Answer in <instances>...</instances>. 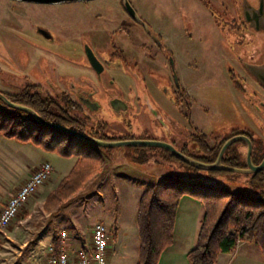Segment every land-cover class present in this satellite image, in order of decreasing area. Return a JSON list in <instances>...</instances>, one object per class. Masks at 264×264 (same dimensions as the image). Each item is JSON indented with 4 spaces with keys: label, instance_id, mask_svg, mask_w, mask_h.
Here are the masks:
<instances>
[{
    "label": "rangeland",
    "instance_id": "rangeland-1",
    "mask_svg": "<svg viewBox=\"0 0 264 264\" xmlns=\"http://www.w3.org/2000/svg\"><path fill=\"white\" fill-rule=\"evenodd\" d=\"M130 1L140 16L161 35V42L170 47L172 69L161 57L164 54L158 45L138 23L123 12L119 0H88L86 4L81 1L39 3L0 0V89L6 93L16 92L22 84L21 80L28 77L40 82L45 89H50L48 78L53 80L57 75L54 65H57L56 70L65 66L63 70L69 71L62 72L66 74L62 80L73 77L72 73L76 77H92L91 71L80 72V67L72 63L88 61L87 55L83 56L80 43L90 40L91 33L85 29L104 28L107 29L106 33L112 35L115 34L113 28H116L131 43L132 50L134 46L148 53V56L156 55L155 61H151L156 65L153 66L154 72L151 67L145 72L141 59L128 57L122 70L128 78H118L124 72L113 70L104 75L107 82L97 85L104 104H109L107 92L113 90L132 99L137 105L133 112H129V119H125L127 123L123 122L124 116L114 115L113 111L101 116L106 121L102 126L104 133L161 139L185 146V150L190 153H206V148L197 144L202 142L191 140L174 130L172 121L164 113L165 106L181 122L193 125V129L202 134L201 137L209 146L215 145L216 139L232 129L248 130L264 144V92L241 64L228 42L238 38L230 27L235 20L232 18L235 14V0ZM111 17L116 20H109ZM37 24L53 31L55 37L51 42L34 31ZM219 27L223 28V34ZM260 40L258 57L263 50V34ZM246 54L249 58L256 55L254 52ZM148 74L158 78L159 87L163 85L173 92L174 100L164 99L163 108L160 107L161 103L155 101L159 100V93L150 89L155 95L152 96L145 91V78L152 81ZM170 74L176 76L186 94V100L173 90L171 79L168 78ZM75 92L67 88L73 100L77 99ZM146 93L149 95L148 100L145 98ZM156 109L162 118L155 117ZM168 130H172L173 135ZM237 146L239 151H244L245 147L241 143ZM95 147L109 155V152L126 149L134 157L132 154L123 155L129 162L128 166L120 163L106 166L105 171L111 175L107 181H101L99 167L95 176L88 179L75 195L54 207L51 213L45 212L39 200H34L31 205L29 200L10 230L7 228V236L0 239V264H43L44 260L47 263V246L53 236L65 229L68 233L67 243L75 236L88 237L99 221L108 224L111 230L124 223L122 227L125 225L133 232L129 242L131 262L128 264L135 263L139 241L135 220L139 194L162 177H185L182 169L186 167L181 163L171 165L148 156L147 150L157 153L160 152L159 148L142 149L141 155L138 146ZM1 157L5 156L0 154ZM130 163L138 166V169L135 170ZM54 164L57 171L53 170L55 181L61 177L63 169L59 168L57 162ZM178 166L181 171L177 170ZM16 169L12 164L6 169L0 167V178L4 180H0L1 193H5L15 181ZM119 169L117 178H114V171ZM217 181V186L221 188L254 193V189L241 175L224 176ZM26 239L29 241L23 244ZM117 242L119 246V240ZM117 242H112L114 247Z\"/></svg>",
    "mask_w": 264,
    "mask_h": 264
},
{
    "label": "trees",
    "instance_id": "trees-1",
    "mask_svg": "<svg viewBox=\"0 0 264 264\" xmlns=\"http://www.w3.org/2000/svg\"><path fill=\"white\" fill-rule=\"evenodd\" d=\"M37 87V84L28 82L18 91L6 94L11 100L32 107L47 120L82 130L75 123L80 117L70 114L76 104L73 99L59 94L61 97L66 96L61 99L57 94ZM243 132L255 141L252 159L260 162L264 156L263 142L257 140L250 131ZM0 135L21 142H31L65 157L77 156L70 171L47 194L43 202L47 211L75 195L88 179L97 174L103 159L100 150L86 140L44 126L28 112L13 108L1 99ZM201 136L198 132L195 140L202 142L204 145H198L205 147L207 151L193 156L213 161L226 136L216 139L213 146H209ZM237 144L233 143L226 149L223 161L230 165L245 166V149L239 151ZM159 148L162 153L160 161L171 165L181 163L187 169H182L185 177H162L141 192L136 214L139 233L136 264H157L161 252L172 243L176 211L183 195H190L204 205L196 245L187 254L190 264H215L220 253L233 251L240 241L256 243L264 256V169L251 173L204 170L179 159H175L177 162L172 161L170 158L175 157L167 149ZM167 151L169 154H166ZM178 168L181 171V167ZM229 175L244 177L254 193L246 194L217 186L219 178H227ZM53 244L58 250L59 236L53 238Z\"/></svg>",
    "mask_w": 264,
    "mask_h": 264
},
{
    "label": "flooded vegetation",
    "instance_id": "flooded-vegetation-1",
    "mask_svg": "<svg viewBox=\"0 0 264 264\" xmlns=\"http://www.w3.org/2000/svg\"><path fill=\"white\" fill-rule=\"evenodd\" d=\"M243 1L244 0H235V7H236L235 8V14H234V17H232L235 20L230 25L231 30L238 36V38L235 41H231V40L228 39L229 40L228 41L229 45L233 48L234 52L237 54L239 60L241 61V64H242L241 58L243 60H245V59L246 60H248V59L253 60L256 57H258V50L260 49V41H261L260 39L262 38V34L264 36V31L263 30L256 29L253 26L248 25L249 23L247 21H245L244 14H243V6H244L243 5ZM248 1L254 6H257L259 4V0H248ZM81 2L86 4V2H88V1H81ZM119 2H120V5H121V8H122L123 12L130 19H132L126 13V11L124 10V8L122 6V1L119 0ZM212 12L215 15V12L214 11H212ZM109 20H111V21L113 20L114 21L116 19H113V17H111ZM136 23H138V22H136ZM139 25L144 29V27L141 24H139ZM85 30L87 32L91 33L90 34V40H89V42L88 41H80V43H81V48L84 51L83 56L87 55L88 61H87V63L83 62V61L81 63H74V62H72V63L75 66L80 67V69H79L80 72L81 71H91V73L93 75L92 77H89V76L88 77H86V76L85 77H82V76L76 77V75L72 73L71 75H73V77H71L70 79H67V80H65V79L62 80V78L65 77V75H66V74H64L62 72L68 73L69 71L67 69L66 70L61 69L63 71L60 70L58 72V70H56L57 69V65L53 64L54 67H55L54 72H56L57 75H56V78L53 79V80L48 78V80H50V83H49L50 89H45L41 85L40 82H38L37 80L34 79V77H33L34 80H32L29 77L28 78H23V80H21L22 84H20V86L18 85L19 89H20V87H23L26 83L32 82V83L37 84L38 85L37 88L42 90V91L43 90L44 91H48V92H50L52 94H57L58 96H59V94L66 95V96L72 98L67 93V89L59 88V87L55 86V84H54V81H56V82H64L67 85V87L69 86L71 89H73V91L74 90L77 91V93H76L77 94L76 95L77 99H74L76 104H75L74 107H72V109L70 111V114H72V115L76 114L78 117H80V119L77 122L75 121V123L77 124L78 128L82 129L81 131L86 132L88 134H91V135H93L95 137L105 138V139L144 138L143 136L134 137L133 135H131V136H129V135L112 136V135H108V134L104 133V130H103L102 126H103L104 122L106 123V121L104 119H102L101 116H103L105 114L106 115L111 114L110 111H113V110H111L109 105L103 103V99L101 98V96L99 94V89H98L99 87L97 85L98 84H103L104 82H107V77L104 76V75H107V72H109L111 70H113L114 72L118 71L119 73L124 72V71H122L123 70V64H125V62L128 59V57H130L131 59H136V60L141 59V61H142L141 64H143V66H144L143 70L145 72H146L147 69H149V67H151V71L155 70V67L153 68V66H155V65H153L151 63V61H155V59H156L155 56L156 55L148 56V53H146L144 51L142 52V51L138 50V48H136L134 46H133L134 49L132 50L131 49V43L128 40H126V38L121 34V31H119V29L116 30V28L115 29L113 28V30H115V34H112V35H109V33H106L107 29H104V28L102 30L86 28ZM110 30H112V29H110ZM219 30H220V33L223 34V32H222L223 28L219 27ZM34 31H36L39 34H41L42 36H44L48 40V42H51L50 40L54 39V37H55L53 35V31H51L48 27L40 25V24H37V26L35 27ZM154 31L159 35V37L161 39L162 38L161 35L156 30H154ZM145 32L151 37V39L154 41V43L157 44L155 42L154 38L146 30H145ZM100 33L103 34L101 37H99V35H98ZM136 46L138 47L139 45H136ZM158 47L160 49H164V51H165V54H164L165 60L169 64V66H171L170 58H169V56L172 55L171 54V49L168 48L167 46H166L167 49L164 46L161 47V46L158 45ZM250 52L256 53L255 57H253V55H251L250 58L246 57L247 56L246 53H250ZM139 54H141V55H139ZM90 55L94 56L97 60H99L101 62V64L97 62L98 66H102L103 67V69L100 72H97L95 69H93L91 67V63H90V60H89ZM42 69L44 70V68H42ZM128 69H130V67H128ZM171 69H172V67H171ZM156 70H158V67H157ZM45 71H43V72H45ZM103 72H105V73H103ZM124 74H125V72H124ZM124 74L119 75L118 78H124V79L128 78V76L125 77L126 74L125 75ZM121 76H123V77H121ZM149 76H151V75H149ZM151 78H152L153 83L155 84L156 93L157 94L159 93V95H158L159 96V100H157L155 98L154 99H155V101L157 103H159V104L161 103L162 105L160 104V107L162 106V108H163L164 99L169 100V101L170 100H174L173 92L171 91V89H169L167 87L164 88L163 85H161L159 87V83H158L159 81H158V78H156V76L155 77L151 76ZM168 78L171 79V82L173 84V90L175 92H177L178 94H181L182 98L186 100V94L182 91L179 82L178 83L176 82L174 75L170 74L168 76ZM93 79L94 80L98 79V81L95 82ZM84 82L86 84L90 85V86L89 87H85L84 89L80 88L79 84L84 83ZM259 86H260L261 91L264 92V87H262L260 84H259ZM0 91H2V90H0ZM145 91H146V89H145ZM4 93L6 94V92H4ZM107 93L109 95L108 96L109 99L110 100H114L116 102H119L118 100H120V97L125 98L122 93H118V92H115L113 90L112 91H108ZM148 96L149 95H147V93H146L145 98L147 100H148ZM152 96H155V95H152ZM59 97H61V96H59ZM65 97H61V99L65 98ZM79 98L82 101H84L85 103L84 104H83V102L80 103L79 102L80 101ZM97 98L101 99V101L103 103L102 104L103 107L101 105H99ZM125 99H126L125 103L121 102V105L124 108H120V109H118V111H113V112H114V115H118L119 117L120 116L121 117L124 116L123 117V122L127 123L125 121V119H129V112H133L137 105H136V102L133 101L132 99H129V98H125ZM160 100L162 102H160ZM163 110L165 111L164 113H165L166 117L169 120L172 121L171 123L173 124L174 130H176L178 132H181L184 136H187L191 140L195 141V138H196L195 136H196V134L198 132L193 129L194 128L193 125H186L185 123L181 122L178 118H176L174 116V114H172L170 112V109H168L167 107L164 106ZM154 115H155V117H158V118L161 117L162 118V115H160V111H158L157 109H156V113ZM69 123H71V122H69ZM190 127H192V129ZM242 130L245 131L244 129H232L228 134L225 135L226 139L228 137L234 135V134H239V133L247 134L246 132H243ZM168 133L170 135H173L174 132L172 130L171 131L168 130ZM247 135L249 136V134H247ZM249 137L251 138V136H249ZM236 142L237 143H242L243 146L245 147V151H244V156L245 157L244 158L246 159L247 143L244 140H238ZM236 142H234V143H236ZM252 144H253V147H252V152H251V158H252V153H253L254 144H255V141L253 139H252ZM93 146H95V145H93ZM176 146L180 150H182L183 152H185L187 154H190V155H201L202 154V153H190V152L185 150V148H184L185 146H178V145H176ZM138 147L141 150L142 149H144V150L145 149H150L152 147L154 149L155 148H159V147H156V146H144V147L138 146ZM168 151H167L166 154H169L170 151L169 152ZM147 154H148V156H152V158H154L156 160H159L160 159L159 156L162 153H161V149H160V152H157V153H155L153 151L152 152L151 151L148 152V150H147ZM173 156L175 157L174 159L170 158L172 161H175V159H178L175 155H173ZM252 161L254 163H259V162L254 161L253 159H252Z\"/></svg>",
    "mask_w": 264,
    "mask_h": 264
},
{
    "label": "crops",
    "instance_id": "crops-1",
    "mask_svg": "<svg viewBox=\"0 0 264 264\" xmlns=\"http://www.w3.org/2000/svg\"><path fill=\"white\" fill-rule=\"evenodd\" d=\"M98 35L99 37H101L103 34L100 33ZM163 46L166 48L167 45L165 46V44H163ZM167 47L170 48L169 46ZM161 50L163 54H165L164 49ZM161 57L165 60V56H161ZM158 66L161 67V65L159 64ZM63 68H65V66H63ZM60 70L61 67H59L58 72ZM54 84L55 86L62 89H67L69 87V86L67 87V85L64 82L54 81ZM144 84L146 86L145 87L146 91L152 94L151 90L153 89L155 90V84L153 83V81H150V79H148L147 81V79H145ZM100 152L103 155V160L100 165V170H101L100 173L102 174L101 181H107L111 176L109 174V171H105L106 166H111V163H113V165L120 163L119 165L128 166L129 162L123 158V155L132 154L129 153L128 150L126 149L119 150V152H109L110 155L101 150ZM139 153L142 155V150ZM0 154L5 156L0 158V167L6 169L7 166L12 164L17 168L15 170V176L13 178L15 181L11 183V185L8 187L5 193L0 192V211L3 205L8 200V198L12 196L19 189L22 183L34 172V170L42 161L49 160L54 166V171H56V167L54 163L57 162L59 168L63 169V173L60 175L61 177L57 178V180L55 181L53 179L54 178V174H53L50 180H47L43 185H41L38 188L37 192L31 197L29 201L30 205L34 200L35 201L39 200L41 203H43L49 191H51L58 185L61 178L70 171V169L72 168V166L74 165L77 159V156L65 157L57 154L56 152L44 150L41 147L32 144L31 142H21L13 138H4L2 135H0ZM137 155L138 154H136L135 157ZM130 166L133 167L135 170L138 169V166L133 165L131 163ZM117 172H120V169L114 171L113 174L114 178H117L116 175ZM0 180H2V178H0ZM52 182H54L53 183L54 185H52ZM137 210H138V203H137ZM45 212L51 213L52 211L46 210ZM203 216H204V205L199 200L191 197L190 195H183L180 198L175 216L172 243L167 247H165V249L161 252L157 264H190L187 254L189 250L196 245L198 231ZM123 224L121 223L118 226L112 227V233H111L112 240L108 247V259L105 264H128L131 262L130 255L132 253L129 250V244H130L129 242H130L131 234L133 232L131 233L125 225L122 227ZM11 227L12 224H10L8 230H10ZM137 231H138V227H137ZM14 233H16V231ZM57 236H59V234L53 236L48 244L53 243V238ZM77 238L79 237L75 236L74 239H72L70 242L68 243L66 242V250L68 251L71 264L77 263L76 250H78L81 247L88 248L89 246H91L92 233L88 237L79 238V241L77 240ZM138 238H139V233H138ZM118 240H119V246L117 242ZM28 241L29 239H26L25 241H23V244H26ZM114 241L117 242L116 247H114L112 243ZM138 247H139V241H138ZM137 257H138V250L136 253V259L134 264H136ZM44 262L45 263L43 264H48L46 263L45 260ZM215 264H264V256L261 252L260 247L256 243L249 241H240L238 242L237 246L233 251L229 253H220L217 262Z\"/></svg>",
    "mask_w": 264,
    "mask_h": 264
},
{
    "label": "water",
    "instance_id": "water-1",
    "mask_svg": "<svg viewBox=\"0 0 264 264\" xmlns=\"http://www.w3.org/2000/svg\"><path fill=\"white\" fill-rule=\"evenodd\" d=\"M22 1H29V2H39V3H60V2H73V1H88V0H22ZM122 6L126 13L136 22L141 24L144 29L154 38L155 42L163 47V43L161 42V39L159 35L151 28V26L140 16V14L137 12L133 4L130 0H121ZM243 14L245 21H247L249 24L253 26L256 29L263 30L264 31V0H259V4L257 6L252 5L248 0L243 1ZM262 54L260 57L253 59V60H242V64L244 68L249 72V74L262 86L264 87V42L262 44ZM171 67L173 66V59L172 56H169ZM90 63L91 67L95 69L97 72H100L103 67L98 66V63L101 64L99 60H97L94 56L90 55ZM98 62V63H97ZM175 76V75H174ZM176 78V76H175ZM85 81V80H84ZM176 82L178 83V80L176 78ZM90 85L84 83L79 84L80 88L89 87ZM79 89V88H78ZM77 91L75 92V95ZM0 99L3 100L6 104L13 108H17L20 110H24L31 114L36 120L41 122L44 126L54 128L56 130L63 131L67 134H70L76 138L86 140L92 145L98 146V147H112L116 145H130V146H156L161 147L164 149L169 150L173 155H175L179 160L194 166L199 169L204 170H228L233 172H240V173H251V172H258L264 169V156L261 159L259 163H254L251 158V152H252V139L244 133L234 134L230 137H228L220 146L219 151L217 153L216 158L213 161H204L201 160L193 155L187 154L180 150L174 143L161 140V139H152V138H117V139H105V138H99L95 137L91 134H88L86 132H83L81 130L75 129L73 127L60 124L57 122H53L50 120H47L43 118L36 110H34L32 107L15 102L8 98V96L3 92L0 91ZM98 99L99 105L102 106L101 99ZM79 102L83 104L85 103L79 98ZM119 102H116L114 100L109 99V106L111 110L118 111L120 108H124L121 105V102L125 103L126 99L123 97H120ZM103 107V106H102ZM238 140H244L247 143V151H246V165L245 166H234L223 162V155L226 151V149L234 142Z\"/></svg>",
    "mask_w": 264,
    "mask_h": 264
},
{
    "label": "built area",
    "instance_id": "built-area-1",
    "mask_svg": "<svg viewBox=\"0 0 264 264\" xmlns=\"http://www.w3.org/2000/svg\"><path fill=\"white\" fill-rule=\"evenodd\" d=\"M53 164L49 160L42 161L34 172L22 183L19 189L8 198L0 211V238L7 236V228L19 218L27 202L52 176ZM112 230L105 222H97L92 229V243L88 248L76 250V264H105L108 259V247L112 240ZM68 233L62 229L59 233L58 250L53 243L47 246L48 264H71L66 250Z\"/></svg>",
    "mask_w": 264,
    "mask_h": 264
}]
</instances>
